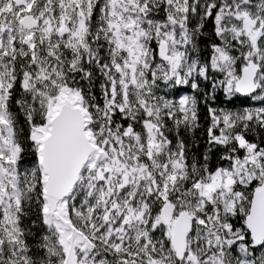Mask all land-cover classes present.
<instances>
[{
	"label": "snow or ice",
	"instance_id": "obj_1",
	"mask_svg": "<svg viewBox=\"0 0 264 264\" xmlns=\"http://www.w3.org/2000/svg\"><path fill=\"white\" fill-rule=\"evenodd\" d=\"M0 264H264V0H0Z\"/></svg>",
	"mask_w": 264,
	"mask_h": 264
}]
</instances>
